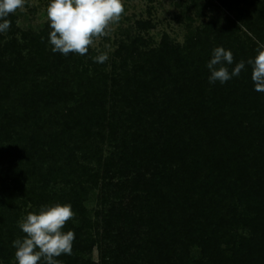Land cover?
<instances>
[{
    "label": "trees",
    "instance_id": "trees-1",
    "mask_svg": "<svg viewBox=\"0 0 264 264\" xmlns=\"http://www.w3.org/2000/svg\"><path fill=\"white\" fill-rule=\"evenodd\" d=\"M209 6L229 15L210 16L184 43L128 33L104 64L91 46L53 53L49 21L21 31L7 17L0 262L14 259L29 212L68 203L63 230L75 240L60 264H264V93L250 66L223 85L208 83L206 67L217 46L235 62L256 55L264 0Z\"/></svg>",
    "mask_w": 264,
    "mask_h": 264
},
{
    "label": "clouds",
    "instance_id": "clouds-1",
    "mask_svg": "<svg viewBox=\"0 0 264 264\" xmlns=\"http://www.w3.org/2000/svg\"><path fill=\"white\" fill-rule=\"evenodd\" d=\"M24 5L25 0H0V33L11 27L7 17ZM124 12L123 0H48L46 14L51 29L48 36L51 51L63 56L86 55L95 39L109 35L110 25L118 22ZM256 43V55L239 62L234 61L230 49L213 48L206 64L208 83L226 84L250 66L254 91L264 93V42L257 40ZM97 52L92 57L93 62L104 64L109 59L108 52L100 49ZM73 217L68 203L45 204L38 211L29 212L18 222L25 235L12 242L15 264H60L58 257L72 254L75 233L63 229Z\"/></svg>",
    "mask_w": 264,
    "mask_h": 264
},
{
    "label": "rangeland",
    "instance_id": "rangeland-1",
    "mask_svg": "<svg viewBox=\"0 0 264 264\" xmlns=\"http://www.w3.org/2000/svg\"><path fill=\"white\" fill-rule=\"evenodd\" d=\"M125 12L120 20L110 25L109 35L95 39L91 45L97 54V49L107 51L109 58L118 47V42L125 39L128 33L138 34L152 38L159 42L164 35L173 40L184 43L189 31L195 26L206 22L212 15L225 17L229 15L224 9L210 10V4L217 6L218 0H123ZM48 0H25V5L17 9V26L21 31H38L48 22L46 8ZM150 21L149 29L139 30L137 22ZM107 45V48H105ZM95 198H91L88 205L95 206ZM98 252H94L97 259ZM0 264H15V259L9 263L1 261Z\"/></svg>",
    "mask_w": 264,
    "mask_h": 264
}]
</instances>
